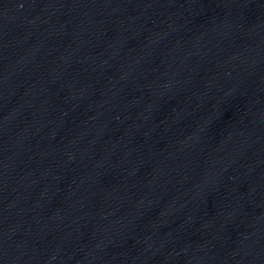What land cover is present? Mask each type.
I'll use <instances>...</instances> for the list:
<instances>
[{
	"label": "water",
	"instance_id": "95a60500",
	"mask_svg": "<svg viewBox=\"0 0 264 264\" xmlns=\"http://www.w3.org/2000/svg\"><path fill=\"white\" fill-rule=\"evenodd\" d=\"M0 264H264V0H0Z\"/></svg>",
	"mask_w": 264,
	"mask_h": 264
}]
</instances>
